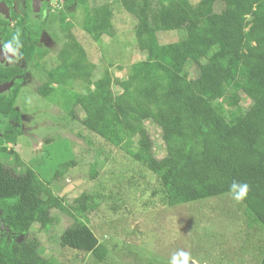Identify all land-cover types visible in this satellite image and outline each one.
I'll return each instance as SVG.
<instances>
[{
	"label": "trees",
	"instance_id": "obj_1",
	"mask_svg": "<svg viewBox=\"0 0 264 264\" xmlns=\"http://www.w3.org/2000/svg\"><path fill=\"white\" fill-rule=\"evenodd\" d=\"M73 1L81 5L86 33L96 40L113 35V2L91 7L87 0ZM121 3L137 19L140 31L183 30L185 37L150 47L147 59L133 63L128 76L117 80L120 92L115 93L110 72L98 75L97 65L68 32L58 52L59 63L45 72L39 94L58 95L54 84L67 85L70 79L92 85L75 102L86 114L83 125L124 147L153 172L169 205L230 194L229 186L237 180L249 185L243 203L264 227V0H224L219 11L215 0L198 4L165 0L156 7L152 0ZM65 18L62 13L63 24ZM38 28L18 32L28 60L36 53ZM38 56L44 52L38 51ZM190 62L198 68L193 79L184 75ZM20 71L6 68L0 70V77L9 80ZM242 95L253 102L245 113L239 112ZM15 97V93L6 98L0 95V114L19 118L12 107ZM146 120L162 130L164 157L154 152ZM3 151L15 155V165L0 162V217L11 232L0 233V264H63L41 253L36 236L20 242L14 239V234L27 233L35 224L50 229L57 219L54 209L75 218L57 237L60 245L87 253L97 249L100 240L86 221L99 206L97 197L84 193L67 206L33 168L16 169L25 162L14 150L2 146ZM70 165L63 164V169ZM97 175L93 169L92 178Z\"/></svg>",
	"mask_w": 264,
	"mask_h": 264
},
{
	"label": "rangeland",
	"instance_id": "obj_2",
	"mask_svg": "<svg viewBox=\"0 0 264 264\" xmlns=\"http://www.w3.org/2000/svg\"><path fill=\"white\" fill-rule=\"evenodd\" d=\"M161 1L165 0H152V5L156 7ZM190 1L198 4L201 0ZM107 2L115 7L113 35L104 34L96 40L82 28L83 13L78 2L51 0L34 20L41 24L34 59L22 55L20 74L14 77L20 83L12 107L19 118L0 114V147L14 150L25 162L17 170L33 168L50 182L53 193L67 206L84 193L97 197L99 206L89 212L86 221L100 244L91 253L60 245L57 237L75 218L59 209L52 211L57 219L50 229L35 224L27 233L14 234V239L20 242L36 236L41 253L63 264H169L171 256L181 250L190 253L189 264L193 260L195 264H262L264 227L243 202L236 203L225 194L169 205L161 181L153 172L124 147L111 144L83 125L86 114L75 102L79 94L92 90V85L70 79L67 85L54 84L58 95L45 98L39 94L45 72L59 63L58 52L68 32L76 36L89 61L97 65L98 75L110 72L115 93L120 92L117 80L128 76L133 63L147 59L150 47L179 41L186 35L183 30L155 34L140 31L137 19L121 0H87V5ZM223 7L224 0H215V10ZM38 51L44 56L39 57ZM184 75L195 78L197 66L190 62ZM5 89L0 91L2 98L8 95ZM242 96L239 112L245 113L253 102L247 95ZM7 124L12 128L8 129ZM145 125L156 156L164 157L161 128L152 120H146ZM0 162L13 167L15 155L3 151ZM65 163H71L67 170L63 169ZM93 169L98 171L96 178H92ZM0 233L11 234L1 217Z\"/></svg>",
	"mask_w": 264,
	"mask_h": 264
},
{
	"label": "flooded vegetation",
	"instance_id": "obj_3",
	"mask_svg": "<svg viewBox=\"0 0 264 264\" xmlns=\"http://www.w3.org/2000/svg\"><path fill=\"white\" fill-rule=\"evenodd\" d=\"M50 3L51 0H0V40L6 41L16 32L27 31L29 27L32 29L40 27L41 24L34 20L36 16L45 12ZM23 57L25 58L24 55ZM0 60H3V55H0ZM21 60L16 64H4L0 66V70L11 68L20 71ZM19 74L17 73L14 77ZM14 77L9 80H3V77H0V85L11 83V87L5 89L8 94H13L19 89L20 82Z\"/></svg>",
	"mask_w": 264,
	"mask_h": 264
},
{
	"label": "clouds",
	"instance_id": "obj_4",
	"mask_svg": "<svg viewBox=\"0 0 264 264\" xmlns=\"http://www.w3.org/2000/svg\"><path fill=\"white\" fill-rule=\"evenodd\" d=\"M22 47L23 42L18 32L6 41L0 40V49L3 52V60H0V66L18 63L22 59ZM248 192L249 185L245 182L233 180L229 186L231 198L236 203H242L247 198ZM190 259H192L190 253L181 250L171 256L169 264H189ZM193 264H195L194 260Z\"/></svg>",
	"mask_w": 264,
	"mask_h": 264
},
{
	"label": "water",
	"instance_id": "obj_5",
	"mask_svg": "<svg viewBox=\"0 0 264 264\" xmlns=\"http://www.w3.org/2000/svg\"><path fill=\"white\" fill-rule=\"evenodd\" d=\"M0 55H3L2 49H0ZM11 85V83L0 85V91L4 90L5 88H8Z\"/></svg>",
	"mask_w": 264,
	"mask_h": 264
}]
</instances>
